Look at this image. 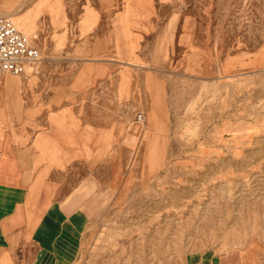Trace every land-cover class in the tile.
<instances>
[{
    "label": "rangeland",
    "instance_id": "374dc122",
    "mask_svg": "<svg viewBox=\"0 0 264 264\" xmlns=\"http://www.w3.org/2000/svg\"><path fill=\"white\" fill-rule=\"evenodd\" d=\"M0 13L40 48L27 76L52 72L57 105L78 92L88 129L104 122L97 158L56 173L92 184L76 191L89 217L76 264H264V0H0Z\"/></svg>",
    "mask_w": 264,
    "mask_h": 264
},
{
    "label": "crops",
    "instance_id": "0c3cea01",
    "mask_svg": "<svg viewBox=\"0 0 264 264\" xmlns=\"http://www.w3.org/2000/svg\"><path fill=\"white\" fill-rule=\"evenodd\" d=\"M33 79L0 73V264H76L89 223L76 191L92 184L58 183L56 173L97 158L104 122L88 129L95 115L82 114L78 92L57 105L61 88L52 72ZM51 118L61 122L59 132ZM99 143L100 150L107 144ZM202 264L245 263L228 252Z\"/></svg>",
    "mask_w": 264,
    "mask_h": 264
},
{
    "label": "built area",
    "instance_id": "2783aa9c",
    "mask_svg": "<svg viewBox=\"0 0 264 264\" xmlns=\"http://www.w3.org/2000/svg\"><path fill=\"white\" fill-rule=\"evenodd\" d=\"M42 61L40 48L15 26L10 16L0 15V73L24 77L38 74Z\"/></svg>",
    "mask_w": 264,
    "mask_h": 264
},
{
    "label": "bare ground",
    "instance_id": "6f19581e",
    "mask_svg": "<svg viewBox=\"0 0 264 264\" xmlns=\"http://www.w3.org/2000/svg\"><path fill=\"white\" fill-rule=\"evenodd\" d=\"M8 14H10V13H8ZM0 15H4V13H0ZM7 16H10V15H7ZM10 18H11V20L14 22V24H15V26L17 27V25H16V23H15V21H14V19H13V17L12 16H10ZM18 28V27H17ZM28 32H29V35H31V31H30V29L28 28ZM33 40V39H32ZM34 42H36L37 43V45H39V42L38 41H35L34 40ZM28 75V74H27ZM26 75V76H27ZM20 90V89H19Z\"/></svg>",
    "mask_w": 264,
    "mask_h": 264
}]
</instances>
